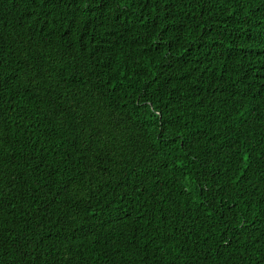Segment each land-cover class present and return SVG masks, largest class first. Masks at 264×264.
<instances>
[{"label": "trees", "instance_id": "1", "mask_svg": "<svg viewBox=\"0 0 264 264\" xmlns=\"http://www.w3.org/2000/svg\"><path fill=\"white\" fill-rule=\"evenodd\" d=\"M0 264H264V0H0Z\"/></svg>", "mask_w": 264, "mask_h": 264}]
</instances>
